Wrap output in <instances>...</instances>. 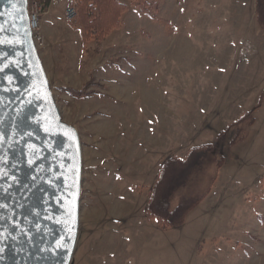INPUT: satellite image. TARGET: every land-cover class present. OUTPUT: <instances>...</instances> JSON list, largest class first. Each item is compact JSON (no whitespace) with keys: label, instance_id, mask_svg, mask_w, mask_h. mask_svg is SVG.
Returning <instances> with one entry per match:
<instances>
[{"label":"rangeland","instance_id":"obj_1","mask_svg":"<svg viewBox=\"0 0 264 264\" xmlns=\"http://www.w3.org/2000/svg\"><path fill=\"white\" fill-rule=\"evenodd\" d=\"M149 1L157 2L165 25L127 2L120 27L100 44L82 42L66 1L40 15L44 43L37 50L61 118L81 143L79 231L70 264H264V98L234 146L235 127L217 140L234 121L197 128L188 138V128L172 124L192 113L193 78L213 65L232 78L213 80V89L232 81L243 113L259 102L264 31L252 0H209L210 8L207 0ZM85 84L80 98L64 90ZM207 143L215 146L203 167L207 176L216 174L210 193L182 226L160 229L145 206L162 163ZM219 156L225 161L217 169ZM186 190L175 193L173 205Z\"/></svg>","mask_w":264,"mask_h":264},{"label":"water","instance_id":"obj_2","mask_svg":"<svg viewBox=\"0 0 264 264\" xmlns=\"http://www.w3.org/2000/svg\"><path fill=\"white\" fill-rule=\"evenodd\" d=\"M81 143L33 41L28 0H0V264H70Z\"/></svg>","mask_w":264,"mask_h":264},{"label":"trees","instance_id":"obj_3","mask_svg":"<svg viewBox=\"0 0 264 264\" xmlns=\"http://www.w3.org/2000/svg\"><path fill=\"white\" fill-rule=\"evenodd\" d=\"M30 1V0H29ZM136 5L141 15L166 23L158 16V4L149 0H75V16L80 38L83 43L94 40L100 44L113 30L120 27L122 16L128 9V3ZM254 15L257 26L264 31V0H254ZM89 84V83H88ZM85 84L81 89L64 88L72 96L80 98L86 95ZM259 102L251 110L243 113L231 125L227 126L217 135V140L227 136L231 127H235V135L230 140V145H236L245 139V132L254 122L253 113L261 107ZM211 143L193 146L189 149L184 159L170 157L166 159L159 170L145 206V213L149 219L156 220L160 229L180 227L185 223L187 215L193 211L210 193L216 174L207 176L203 171L205 164L210 161ZM224 157L219 156L215 166L220 169L224 165ZM208 180L206 187L201 188L202 181ZM187 190L173 205L172 198L181 188Z\"/></svg>","mask_w":264,"mask_h":264},{"label":"crops","instance_id":"obj_4","mask_svg":"<svg viewBox=\"0 0 264 264\" xmlns=\"http://www.w3.org/2000/svg\"><path fill=\"white\" fill-rule=\"evenodd\" d=\"M205 2L207 8L215 6L212 1L207 0ZM252 3L254 5V0H252ZM164 29L161 28L162 35L167 37L169 34ZM216 67L218 66L216 65ZM216 67L213 65L209 71L194 76L192 82L194 86L190 89L194 95V109L192 113L184 115L183 119L180 117L177 122L172 123L179 128H188L183 129L185 138L191 136V132L195 133V129L199 128L200 133L203 127H211L216 122L228 125L239 118L244 112V108L239 109L243 104L241 103L242 94L237 92L238 90H235L232 81L217 82L218 87L216 89L212 88L213 80L231 78L230 73L220 72L219 69L216 70ZM219 67L223 68L226 65ZM205 79H209L208 84L205 82Z\"/></svg>","mask_w":264,"mask_h":264},{"label":"built area","instance_id":"obj_5","mask_svg":"<svg viewBox=\"0 0 264 264\" xmlns=\"http://www.w3.org/2000/svg\"><path fill=\"white\" fill-rule=\"evenodd\" d=\"M66 1L67 8L66 14L67 17L72 20L75 16V0H32L28 4L30 26L33 34V41L36 48L38 49L44 43L40 35V15L45 14L47 9L52 6H57L60 2Z\"/></svg>","mask_w":264,"mask_h":264}]
</instances>
